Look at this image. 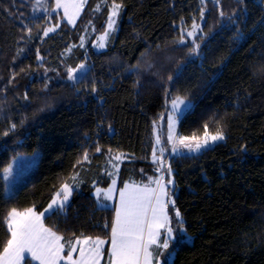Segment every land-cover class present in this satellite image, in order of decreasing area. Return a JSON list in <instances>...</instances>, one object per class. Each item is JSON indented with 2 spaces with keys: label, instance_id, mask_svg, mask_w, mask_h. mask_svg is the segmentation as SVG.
<instances>
[{
  "label": "trees",
  "instance_id": "trees-1",
  "mask_svg": "<svg viewBox=\"0 0 264 264\" xmlns=\"http://www.w3.org/2000/svg\"><path fill=\"white\" fill-rule=\"evenodd\" d=\"M33 2L0 0V252L9 211L40 212L73 176L68 205L43 224L67 248L100 237L107 250L114 209L97 206L93 187L113 173L119 185L146 183L167 158L192 238L177 240L171 264H264V0H88L72 26L55 12L35 16ZM114 2L123 8L119 28L94 51L89 41ZM193 23L200 29L188 37ZM47 28L55 31L44 36ZM80 62L87 69L71 84L65 75ZM177 96L191 105L176 136L202 138L207 123L224 139L183 155H167L163 142L154 160L155 126L162 142L167 103ZM34 150V170L6 196L2 170Z\"/></svg>",
  "mask_w": 264,
  "mask_h": 264
},
{
  "label": "snow or ice",
  "instance_id": "snow-or-ice-1",
  "mask_svg": "<svg viewBox=\"0 0 264 264\" xmlns=\"http://www.w3.org/2000/svg\"><path fill=\"white\" fill-rule=\"evenodd\" d=\"M215 2L219 4V0H215ZM82 3L83 0H56L57 8L64 9L69 23L74 22L73 17L79 13ZM201 3H204V0H201ZM120 8L121 5L119 3L114 2L111 5L112 11L109 17V29L113 27L115 23L113 17L118 15ZM69 9H73L74 12L70 13ZM200 15L203 17V9H201ZM220 15L223 17L224 13L221 12ZM198 29H200V25L193 23L192 30L187 32V36L194 37ZM53 31H55V28H47L43 34L47 36ZM106 36L107 32L100 39L103 41ZM178 42L180 44L185 43L183 35ZM192 43L194 46L190 50L191 53L198 54L199 44L195 40ZM99 47H104V44L101 43ZM80 67L83 68V65ZM73 71L69 69L68 78L70 80L75 79L72 75ZM171 104L173 112L181 111V105H184L185 108L189 107L185 100L179 96L172 99ZM169 119L168 140L173 141L175 139V143L187 148L191 152H198L208 147L210 143L224 139L222 129L218 127L214 134L210 133L207 123L204 125L202 138L196 135L175 138V120L171 117ZM12 128H15V125H12ZM157 143H160L159 137H157ZM96 151L99 152L101 149L97 147ZM173 151H176L175 144ZM153 157L155 160V151L153 152ZM87 159L88 155L85 153L84 160ZM115 159L120 160L121 157L118 155ZM5 171H8V169ZM168 173L171 174L170 167L168 168ZM71 179L75 182L76 176L71 177ZM153 183L158 185V189L148 188L147 186L130 189L126 185L120 191V205L116 210V217L111 227L110 264H152L153 252L150 251V248L155 245L157 249H168L169 242L174 239L173 229L169 227L171 219L165 211L168 203L162 199V197L168 195L163 177L157 178ZM171 183V180L167 181V184ZM71 193V185L64 183L44 212L37 213L33 208H27L23 212L12 209L8 219L11 238L7 240L6 246L0 252V264H21V261L25 259V253H30L31 258L39 261L40 264H59L62 260H66L67 264H99L101 256L100 246L105 243L103 239L99 237L95 239L84 237L83 239L76 238L74 242L68 241L69 251L67 256H63L61 253L64 251L65 245L60 243L63 237L57 235L43 224L42 217L45 213L55 214L61 211ZM153 201H155L154 205ZM149 211H151V215H149ZM175 216L179 223L180 212L178 209L175 210ZM161 229H164L166 233L162 243H160ZM77 244L81 245L79 249L80 256L78 259H73L72 253L77 251ZM83 245H89L88 249L86 250ZM162 255H164L162 251L157 253V264H161L158 257ZM170 255L169 253L168 256L164 257L163 264H171L169 260Z\"/></svg>",
  "mask_w": 264,
  "mask_h": 264
},
{
  "label": "rangeland",
  "instance_id": "rangeland-1",
  "mask_svg": "<svg viewBox=\"0 0 264 264\" xmlns=\"http://www.w3.org/2000/svg\"><path fill=\"white\" fill-rule=\"evenodd\" d=\"M88 2V0H83L82 3V7L79 11L78 14H75L73 19L74 22L73 23H69L68 17L65 15L64 9L63 8H57L56 6V0H52V6L49 7L48 6V0H34L33 2V7H32V13L36 16L39 14H46V13H58L60 18L63 19L64 21H66L70 26L74 25L76 23V21L79 19V16L84 8V6L86 5V3ZM113 4V3H112ZM111 4V5H112ZM111 6H110V12L108 15V18L106 20V22L104 23V27L95 35V37L93 39H91V41H89V44H91V47L94 51H101L103 49H105L109 43V39L110 37L115 34L119 28V24L121 22V19L123 17V8L121 6L118 15L113 17V19L115 20V23L113 24V27L111 29L108 28V23H109V17L111 15ZM69 12L72 13L74 12L73 9H69ZM107 32V36L106 38L102 41L100 38L101 36H103L105 33ZM184 34V33H183ZM86 41H83L82 44H85ZM103 43L104 47H99V45ZM166 60L169 58L168 56L165 55L164 57ZM83 65V68H81L80 66ZM72 70H74L72 72V75L75 77V79L70 80L68 78L69 76V70L67 71V74L65 75V79L71 83L74 84L75 82H77L78 80L81 79L82 75L84 74V72L87 69V64L85 62H80L76 67L71 68ZM176 97H173L172 99H174ZM170 99L167 103V107H166V113H165V121H164V137L161 139L162 142H160L159 144L156 142V149L159 152L157 153L156 156V160L158 159L157 157H162L163 153L167 152L168 154H173V155H183V154H196L201 152L202 150L213 146L215 143L219 142L216 141L214 143H210L208 147L201 149L198 152H191L189 151L187 148H184L182 146H180L178 143H175V139L173 141H169L168 140V133H169V122H170V117L173 118L175 120V126H174V134H175V138L181 137V136H176V129H177V125L181 119V117L187 112V110L190 108L191 102L188 99H185V102L189 105L188 108H185L184 105H181V111H177V112H173V108H172V104H171V100ZM155 136L156 138L158 137V129L157 126H155V130H154ZM221 141V140H220ZM165 143L167 148L164 149V147H162V143ZM175 144V148L176 151H173V147ZM39 157V151L38 150H34L31 153H23V152H19L17 153L13 158H11L10 162L5 166V168L2 170L1 174L3 177V181H4V194L6 196H11L13 195L17 188L24 183L25 179L27 178V176L34 170L36 164H37V160ZM167 157V156H166ZM167 163V158H165L164 162H163V166L160 165L159 168V172H157L156 176L150 177L149 180L146 183H135V182H125L122 185L118 184V179L115 173L112 174V178L110 180V182L106 185V186H94L92 189V195L96 201L97 206L99 207H111L114 209V218H113V222L115 220L116 217V210L120 205V191L123 190L125 188V186H129V188H144L145 186H147L148 188H157L158 189V185L153 183V181H155L157 178L159 177H163V182L166 185V189L168 192L167 196L162 197V199L164 201H166L168 203V207L165 209V211L167 212L168 216L171 219V223L169 225V227H171L173 229V237L174 239L171 240L169 242V248L168 249H157L155 245H153L150 248V251L153 252V261L152 264H157V253L158 252H163L164 255L159 256L158 259L161 262V264H163L164 262V257L168 256L169 253L171 254L169 256V260L172 261L173 256H174V247L177 244V240H183L186 242H191L192 238L190 235H188L185 232L184 226L182 225V218L180 216V222H177V218L175 216V210H177L174 202V195L176 194V190H175V186H174V178L171 174L168 173V168L167 167L164 170V167L166 166ZM6 169H8V171H5ZM171 180L172 183L171 184H167V181ZM113 181H115V183H113ZM71 185L72 187V193L73 191L77 188L78 183L75 184V182H73L72 180L65 182ZM64 184V183H63ZM62 184V185H63ZM62 185L57 189V191L53 194L52 198L50 199L49 203L46 205V207L41 210L40 212H44V210L46 208H48V205L52 202L53 198L55 197V194L61 189ZM72 193L68 199L67 202H65V206L66 207L71 199ZM155 204V201H153V205ZM63 207V208H64ZM12 210V209H11ZM10 210V211H11ZM17 210V209H16ZM25 210V209H24ZM24 210H17L18 212H23ZM9 211V213H10ZM37 212V211H36ZM37 212V213H40ZM9 213L7 215V226H8V219H9ZM49 213H45V215L42 217V221L43 218L48 215ZM149 215H151V211H149ZM112 222V224H113ZM9 232H10V238H11V231L8 228ZM161 236H160V243L163 242L164 236L166 235L165 230L161 229ZM81 239H83L84 237H79ZM93 239L97 238V237H92ZM100 238V237H99ZM103 239V238H100ZM76 240V239H75ZM74 240V241H75ZM105 241V243L103 245H101V256L99 259V264H110V251H111V230H110V236H109V240H108V249L105 250L106 244H107V240L103 239ZM61 243V242H60ZM81 245L77 244L76 248L77 251L72 253L73 255V259H78L80 256V249ZM83 247L87 250L89 245H83ZM106 253V254H105ZM68 253H61V255L63 256H67ZM25 259L21 261V264H24L23 262L26 259H29L31 264H40L39 261L34 260L31 258V254L30 253H25ZM59 264H67L66 260H62L59 262Z\"/></svg>",
  "mask_w": 264,
  "mask_h": 264
},
{
  "label": "crops",
  "instance_id": "crops-1",
  "mask_svg": "<svg viewBox=\"0 0 264 264\" xmlns=\"http://www.w3.org/2000/svg\"><path fill=\"white\" fill-rule=\"evenodd\" d=\"M60 242H61L62 244H64L62 240H61ZM64 245H65V244H64ZM68 251H69V246H68V248H67V247L64 248L63 253H68Z\"/></svg>",
  "mask_w": 264,
  "mask_h": 264
}]
</instances>
